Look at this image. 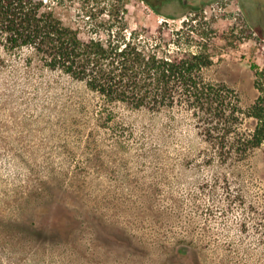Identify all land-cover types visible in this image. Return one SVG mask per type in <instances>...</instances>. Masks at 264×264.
Listing matches in <instances>:
<instances>
[{"label": "rangeland", "instance_id": "1", "mask_svg": "<svg viewBox=\"0 0 264 264\" xmlns=\"http://www.w3.org/2000/svg\"><path fill=\"white\" fill-rule=\"evenodd\" d=\"M127 1L130 30L209 45L205 76L241 105L232 155L191 111L109 105L0 42V264H264V143L247 146L252 105L264 111V0ZM49 3L83 38L108 15L105 0Z\"/></svg>", "mask_w": 264, "mask_h": 264}, {"label": "trees", "instance_id": "2", "mask_svg": "<svg viewBox=\"0 0 264 264\" xmlns=\"http://www.w3.org/2000/svg\"><path fill=\"white\" fill-rule=\"evenodd\" d=\"M146 1L160 13L157 4ZM105 5L108 15L97 19L93 34L83 38L49 0H0V42L8 50L27 49L30 60L36 57L46 67L83 81L109 105L193 112L221 157L229 158L228 131L241 105L232 88L205 76L213 63L209 45L195 47L201 43L191 35L186 39L190 43L183 44L180 32L167 40L143 29L130 30L128 1L105 0ZM190 28L200 37L208 35L193 22ZM252 108L259 124L247 146L254 147L264 143V111L258 102Z\"/></svg>", "mask_w": 264, "mask_h": 264}, {"label": "flooded vegetation", "instance_id": "3", "mask_svg": "<svg viewBox=\"0 0 264 264\" xmlns=\"http://www.w3.org/2000/svg\"><path fill=\"white\" fill-rule=\"evenodd\" d=\"M163 2H169V1H174V0H162ZM185 2H187L188 0H184ZM151 2H153V1H151ZM153 3H155V2H153ZM193 7H194V5H193Z\"/></svg>", "mask_w": 264, "mask_h": 264}]
</instances>
